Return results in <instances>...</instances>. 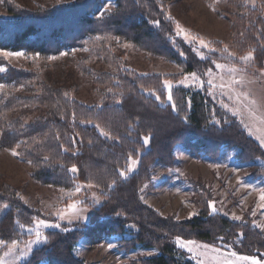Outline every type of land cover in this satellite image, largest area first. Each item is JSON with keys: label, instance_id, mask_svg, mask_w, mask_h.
Masks as SVG:
<instances>
[{"label": "trees", "instance_id": "1", "mask_svg": "<svg viewBox=\"0 0 264 264\" xmlns=\"http://www.w3.org/2000/svg\"><path fill=\"white\" fill-rule=\"evenodd\" d=\"M206 1L216 8L218 16L230 21L236 55L254 48L256 67L264 68V0H256L255 6L247 0H226L225 10L215 5L216 0ZM103 3V0H51L49 4L28 8L14 0H0V50L39 54V60L34 63L28 59L25 67H15L0 57V64L7 67L6 72L0 73V84L7 85L0 90V129L4 130L0 147L8 151L16 143L28 141V146L19 149L22 156L18 158L30 167L36 183L70 191L73 179L81 184L91 180L99 183L100 187L95 189L102 200L99 206L92 207L93 212L86 222L62 224L71 231L47 230L49 243L34 249L21 264H85L76 258L74 251L83 239L92 237H118V248L124 252L136 249L156 252L132 264H195L186 250L174 244L176 235L222 246L225 242L232 244L242 231L244 241L242 245H235L237 250L245 254H256L257 249L264 252V234L253 226L252 220L237 222L220 213L209 215L207 192L198 197V215L186 221L164 217L140 199L139 189L151 182L155 165L175 167L177 147L195 158L210 160L219 159L223 151H234L240 164L264 163V150L248 136L237 118L217 105L206 90L202 94L175 88L173 96L179 111H172L160 85L164 79L175 81L182 75H141L130 68L124 54H120L124 50L122 45L129 44L143 54L176 64L183 73L203 72L213 67L209 60L201 61L191 51V45L175 36V25L165 19L171 2L114 0L117 5L114 14L100 19ZM151 20H160V26H153L149 23ZM98 35L119 37L121 44L95 41ZM214 44L223 48L220 43ZM84 47L90 52L77 51ZM181 51L186 55L181 56ZM61 53L78 55L76 68L91 80L92 91L102 107L80 101L76 97V85L56 83L51 78L48 66L56 59L49 57H59ZM218 57L219 53L210 55V59ZM220 62L227 61L220 58ZM121 66L123 71L119 70ZM141 86L155 88L163 102L148 95ZM108 88L112 92H108ZM65 92L69 93L68 97L64 96ZM213 110L218 119L231 122L213 125L210 122ZM73 112L76 113L75 123ZM80 120L99 123L120 140L105 139L92 124L80 123ZM56 134L60 135V140L55 139ZM148 134L151 141L144 146L141 137ZM33 138L40 143H33ZM72 138L77 141L75 144L71 143ZM61 144L70 151L64 152ZM75 150L78 152L74 156L72 151ZM128 154L138 158L140 164L128 179L120 180L114 169L125 165ZM45 155L51 157L47 162L43 160ZM29 159L33 164L27 163ZM72 164L80 169L75 178L64 170ZM255 175H264V169ZM113 178H117V185L108 189L106 185ZM17 193H20L18 189L0 181V205H10L0 219V237L5 239L17 238L16 219L24 223H30L35 215L50 219L24 204ZM116 212L122 215L116 216ZM131 224L137 227H129ZM19 235L25 234L19 232ZM219 237H224V241ZM5 250L0 249V255Z\"/></svg>", "mask_w": 264, "mask_h": 264}, {"label": "rangeland", "instance_id": "2", "mask_svg": "<svg viewBox=\"0 0 264 264\" xmlns=\"http://www.w3.org/2000/svg\"><path fill=\"white\" fill-rule=\"evenodd\" d=\"M14 1L28 8H36L38 5H46L51 2V0ZM160 1L164 3L171 2L167 7L168 13L183 28L189 30L194 35L203 37L207 41H212L214 47V43H220L223 47L227 46L229 51L235 53L231 41L230 21L226 17L218 16L206 0ZM103 2L102 10L107 0H103ZM112 2L114 3V0ZM215 5L225 10L226 0H219V2H215ZM203 51L207 53V50ZM120 54H124L130 68L140 73H147V75H181L183 72L176 64L143 54L133 46L124 48ZM77 60V54L60 55L54 63L48 66V73L56 83L63 81L70 86L73 84L76 85L78 88L76 97L80 101L90 105H98L100 99L92 91L91 80L85 78L78 72L76 68ZM9 62L15 67H25L28 64L27 60L23 58H12ZM101 68L102 70H106V68L98 66V69ZM255 69H257L256 64ZM255 69H249L250 78H253L254 73L258 77ZM248 87L257 95H264V79L256 78L255 82L249 84ZM181 88L191 93L200 92L205 94V89L197 86ZM217 97L218 99L225 100V102H229L226 96L220 94L219 90L217 91ZM210 98L219 105L215 99ZM223 110L227 112L225 109ZM227 113L231 115V113ZM34 116L35 114L30 116V118L32 119ZM237 120L239 121V118ZM175 153L177 163L174 168H168L158 164L152 168V177H155V179H152L147 184L148 188L145 192L141 193L145 197L147 205L159 214L162 213L164 217H173L177 220L176 216L178 215L179 220L177 221H186L197 216L190 217V213L193 211L199 212L198 197L199 195H204V192H207L210 199L218 202L216 206L221 211L217 213L222 215H224V212L230 214L235 213L244 218L243 222L247 220H256L258 223L264 221V215L260 214L264 210L256 208V205L259 203L258 192L237 185V178L240 177L243 178L245 183L252 185L256 189L264 188V175H255V172L264 169L263 162L258 161L251 164H240L235 158L236 153L234 151H223V154L217 160H210L205 157L195 158L181 147H177ZM217 165H220V167H217ZM168 169H173V171L169 172L167 171ZM175 169H179L180 171L177 172ZM234 169L239 171L234 172ZM0 181H6L18 189L21 195L28 201V205L38 209L44 216L47 211L53 210L47 208L46 205L64 207L66 202H70L68 191L61 193L57 189L36 183L31 177L30 167L18 157L12 156L9 151L1 147ZM93 196L100 197L99 191L95 188L85 189L79 194H74V198L82 200L81 207L87 210L83 214V219L73 221V223L86 222L93 212L92 207H97L101 204V197L100 202L94 204ZM221 201L223 202L222 204L219 203ZM252 210H257L258 214L256 217L251 216L250 213ZM5 212H0V219ZM227 217L233 220L231 215H227ZM50 219L55 218L50 217ZM61 224L70 225L67 224V221H61ZM47 230L57 229L49 228L45 232ZM118 242V237H92L83 239L75 248L74 254L76 258L85 264H132L142 258L151 257L156 254L154 250L146 249H136L131 252L120 251ZM109 244L114 245V247L109 248ZM41 246L37 245L35 249ZM150 251L153 252V255H146ZM29 257L19 261V264L27 261ZM189 258L191 259V254H189ZM191 260L196 264L193 259Z\"/></svg>", "mask_w": 264, "mask_h": 264}, {"label": "snow or ice", "instance_id": "3", "mask_svg": "<svg viewBox=\"0 0 264 264\" xmlns=\"http://www.w3.org/2000/svg\"><path fill=\"white\" fill-rule=\"evenodd\" d=\"M160 0H157L159 3ZM219 2V0H216ZM248 3H251L253 6L256 4V0H247ZM112 0H107V3L102 11L99 12V18L104 19L106 16H112L114 14V9H116ZM163 9V5H160ZM212 7V5H210ZM213 11H216L215 7H212ZM165 19L171 21L175 25V36L181 37L184 42L191 45V51L199 57L201 61L209 60L210 64L214 66L208 67L205 71L198 72L192 71L190 73H183L182 78L178 80L164 79L160 87L166 92V98L169 102L172 111H179L178 106L175 102L173 96V90L179 87H192L197 86L201 89H205L207 95L212 97L217 101L221 108L225 109L227 112L231 113L233 117L239 118V123L242 128L247 132L248 136L254 137L258 142V147L264 149V95H257L254 93L248 85L255 82L256 78L264 79V68L255 69V49L249 48V50L243 54L237 56L235 53L229 51L228 47L217 48L213 46L212 41H207L203 37L192 34L189 30L183 28L179 22L175 21L170 14H165ZM153 26L159 27L161 24L160 20H151L149 21ZM241 36L244 35L243 32L240 33ZM95 41H115L117 45L121 44V40L116 36H96ZM87 44L88 42L85 41ZM173 43H175L173 41ZM124 48L131 47L129 44H123ZM203 50H207V53ZM77 51L90 52L88 47L78 49ZM213 53H219L220 57L217 59H210V55ZM69 53H61V56H67ZM181 56H185V52H180ZM0 57H3L4 60H11L12 58H23L25 60L31 59L34 63L39 60V54H28L24 51H6L0 50ZM220 58L225 59L226 63H221ZM50 60H55L57 57H49ZM255 69V72L258 73V77L253 74V78L249 77V69ZM215 69V70H214ZM119 70L123 71L124 68L121 66ZM7 71V67L0 64V73ZM141 75H147V73H141ZM7 87L5 84H0V90H3ZM23 87V86H21ZM142 90L145 91L148 95L154 96L157 101H161V95L157 92L155 88H144L141 86ZM219 90L220 94L227 97L229 102H225L223 99H218L217 91ZM108 92H112L111 88L107 89ZM65 97L69 96V93H64ZM163 102V101H161ZM116 103H121L120 100H116ZM190 106V100L188 101ZM102 107V105H98ZM211 123L213 125H222L230 123L231 121L227 119H218L215 111H212ZM73 123L76 122V113H72ZM185 122H187V117H184ZM80 123L92 124L96 128L100 135L105 139H110L114 141H119L120 137L114 136L110 131L105 130L104 127H101L99 123H94L92 120H80ZM132 127V125H129ZM4 130L0 129V135H3ZM78 135V134H77ZM131 136V132L128 134ZM56 140H60V135L56 134ZM144 146H148L151 141V134L143 135L141 137ZM77 141L75 138H72L71 143L75 144ZM33 143H40L33 138ZM91 143V141H89ZM28 141H20L16 143L15 147L8 149L11 155L14 157H21L22 153L19 151L22 146H28ZM60 148L64 152L70 151L69 148L64 147L63 144L60 145ZM78 150L72 151V155H76ZM51 159L50 156L45 155L43 160L45 162ZM257 159H260L257 157ZM28 164H33L31 159L27 160ZM140 164V160L134 157L132 154H128L126 157V163L124 166H117L114 169L115 176L120 180L128 179L129 174L135 172ZM61 167H64L61 165ZM220 167V165H217ZM67 173H71L72 177L75 178L78 176L80 169L76 164H72L70 167H65L64 169ZM167 171L171 172L173 169H168ZM179 172V169H175ZM234 172L239 170L234 169ZM183 175V173H181ZM117 178H113L110 182L107 183V188L112 189L117 185ZM155 179V177H152ZM73 188L68 191V197L70 202H66L64 207H55L54 205H46L47 208L53 209L47 211L45 216L54 217L55 219L41 218L40 215H35L30 218V223L21 222L20 219L14 221L15 225L19 229V232L24 233V236H20L19 232L17 233V238L5 239L0 237V249H6L2 255H0V264H19V261L27 259L34 251L37 245H47L49 243V235L46 234L45 230L59 229L62 232H69L71 229L67 226H62L61 221H67V224H72L73 221H78L83 219V214L87 210L84 207H81L82 200L74 198V194H79L85 189L99 188V183H93L89 180L85 184L76 183L73 179ZM237 185L246 189H251L256 191L259 194V203L256 205L257 209L264 210V188L256 189L252 185L245 183L243 178H237ZM52 187V185H49ZM148 188L147 184H144L140 189V193H144ZM61 193L65 192V189H59ZM17 197L23 201L24 204H28V201L20 193L16 194ZM106 198V197H105ZM140 199L147 203L143 195L140 196ZM100 202V197L93 196V203L98 204ZM217 201L209 199L207 200V207L210 210L209 215H213L221 209L217 208ZM219 203H223L222 201ZM10 207L9 204L4 203L0 205V212H5ZM251 216H257V210L251 211ZM264 215V212L260 213ZM116 216L122 215L121 212H116ZM162 215V213H161ZM198 215L197 212L193 211L190 213L191 216ZM224 215H231V218L236 221H243V217L236 215L235 213L224 212ZM189 217V218H190ZM176 219L179 220V216H176ZM254 227L260 229L261 233L264 234V221L257 222L252 220L251 222ZM129 227H137L135 224L129 225ZM219 240L224 241V237H219ZM244 233L241 231L237 238L233 241L232 244L223 243L222 246H216L215 244L199 242L195 239H185L180 235L174 237V244L182 250H186L187 253L191 254V259H193L196 264H264V252H260L257 249L256 254H245L240 252L235 248L236 244H243ZM109 248L114 247V245L109 244ZM146 255H153V252H148Z\"/></svg>", "mask_w": 264, "mask_h": 264}]
</instances>
